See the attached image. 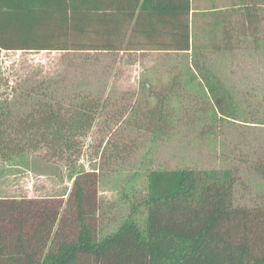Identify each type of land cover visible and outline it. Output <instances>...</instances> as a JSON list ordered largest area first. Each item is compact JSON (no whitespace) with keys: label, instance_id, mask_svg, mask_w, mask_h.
<instances>
[{"label":"trees","instance_id":"trees-1","mask_svg":"<svg viewBox=\"0 0 264 264\" xmlns=\"http://www.w3.org/2000/svg\"><path fill=\"white\" fill-rule=\"evenodd\" d=\"M140 2L0 0V165L42 152L71 183L56 197H0V264H264V204L235 207L230 170H148L144 187L121 197L126 209L101 208L98 168L85 170L81 161L108 97L58 79L10 76L2 64L10 53L127 54L152 46L181 57L190 79L182 84L174 74L160 91L151 88L155 103L135 100L117 125L171 139L181 128L211 135L236 121L235 98L202 51H233L240 35L264 46V0H235L229 11L240 16L236 22L216 13L204 46L192 38L190 0H142L150 14L159 7L143 19L134 14ZM192 82L195 105L185 99L184 106L189 95L179 89ZM257 124L264 126V113ZM251 168L264 179V163Z\"/></svg>","mask_w":264,"mask_h":264},{"label":"rangeland","instance_id":"rangeland-1","mask_svg":"<svg viewBox=\"0 0 264 264\" xmlns=\"http://www.w3.org/2000/svg\"><path fill=\"white\" fill-rule=\"evenodd\" d=\"M233 5L235 0H193L191 32L196 45H207V32L216 13L228 12L232 22L240 19L229 11ZM260 30L262 38L264 23ZM239 41L241 44L233 51L212 50L209 46L202 51L208 67L234 96L237 120L220 124L211 135H202L197 126L190 131L181 128L180 134L171 139L132 128L122 129L117 124L127 117V110L135 100L146 98L152 106L155 99L149 92L151 88L160 91L174 74L180 75L182 84L188 82L186 62L181 57H143L123 52L10 53L4 54L2 64L7 66L10 76L15 77L17 72L18 77L58 79L64 85L87 87L93 96L108 97L111 104L84 140L85 155L81 161L85 170L98 168L101 208L116 205L126 209L121 197L129 195L130 189L143 188L148 170L184 168L230 170L234 177L233 205L252 208L264 204V179L251 168L255 163H264V126L257 124L264 113V46L255 48L242 35ZM192 83L179 89L183 95H189L183 99L184 106H189L185 99L195 105L199 88L196 82ZM176 101L170 99L172 106H177ZM107 140L110 146L105 144ZM107 155L116 161L107 162ZM42 156V152L25 154L13 165L1 164L0 197L31 199L67 193L71 183L64 169L46 162ZM114 214L107 213V218Z\"/></svg>","mask_w":264,"mask_h":264},{"label":"crops","instance_id":"crops-1","mask_svg":"<svg viewBox=\"0 0 264 264\" xmlns=\"http://www.w3.org/2000/svg\"><path fill=\"white\" fill-rule=\"evenodd\" d=\"M190 2H191V12H190V18H191L192 15H193V10H192V2H193V0H190ZM133 5H134V2L133 3H131V2L127 3V16L130 14L131 8H132ZM158 8H155L156 10L154 11V13L150 14L149 10H147L144 7V4L142 5V0H141L139 6L137 8H135L134 14H135V16L140 15V18H142V19L149 17V14L152 15V17H154L155 15H157V13H159L157 11ZM150 12H152V11H150ZM131 30H132V25L128 28V33H131ZM142 39H143V37H142ZM161 40H166V38L163 37V38H161ZM139 41L141 43H143V41L141 39ZM137 49H134V50H131L130 52H127V55H129V54L132 55V56H141V55H143V57H145V56H148V57L149 56H153V57H156V58L157 57H166V56L167 57H174V55L172 53H170V52H161V51L155 50V47H152V46L142 45V46H139V48H137Z\"/></svg>","mask_w":264,"mask_h":264}]
</instances>
